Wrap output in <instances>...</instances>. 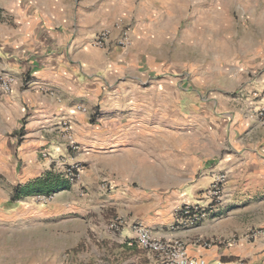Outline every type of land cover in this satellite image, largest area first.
Returning a JSON list of instances; mask_svg holds the SVG:
<instances>
[{"label":"crops","instance_id":"1","mask_svg":"<svg viewBox=\"0 0 264 264\" xmlns=\"http://www.w3.org/2000/svg\"><path fill=\"white\" fill-rule=\"evenodd\" d=\"M185 8V0H0L6 19L0 22V72L17 80L11 94L0 92V138L22 140L16 156L23 174L50 170L40 152L56 165L59 159L82 164L86 184L101 172L120 174L122 189L108 197L112 201L102 200L104 222L137 220L157 239L185 241L189 257L206 264H264V123L258 114L264 101L254 94L263 81L246 89L227 124L212 116L218 121L209 125L186 120L192 93L180 92L183 117L171 122L170 83L132 82L133 73L147 72L142 64L168 63L171 47L201 38L203 24L212 30V11ZM129 23L131 45L122 48L116 45L120 26ZM102 30L110 35L105 48H96L92 38ZM44 88L51 92H40ZM63 117L77 151L67 147ZM159 160L163 168L155 167ZM139 174L150 185L143 193L128 188L144 183ZM220 175L222 199L212 204L205 191ZM184 203L202 207L205 217L196 223L174 217L175 204Z\"/></svg>","mask_w":264,"mask_h":264},{"label":"rangeland","instance_id":"2","mask_svg":"<svg viewBox=\"0 0 264 264\" xmlns=\"http://www.w3.org/2000/svg\"><path fill=\"white\" fill-rule=\"evenodd\" d=\"M185 1V11L189 14L195 9L204 14L213 12L212 30L208 32L203 24L201 38L197 35V39L188 41L186 46L171 47L168 63L142 64L141 68L152 73H133L132 82H141L143 86L170 83L175 92L170 107L171 122L182 120V109L178 108L177 101L180 92L186 91L192 93L193 98L183 108L187 121L202 119L209 125L214 116L227 124L233 109L240 106L236 101L243 98L246 89L262 81L264 86V0ZM1 13L2 10L0 22H3L6 19ZM184 20L185 25L192 22L190 15ZM131 25H125L130 28V34ZM180 33L188 38L194 36L190 29L185 32L182 29ZM108 82V85L113 84L111 79ZM19 83L21 88H26L27 80L22 78ZM40 92L51 91L44 88ZM181 97L184 99V93ZM214 112L218 116L210 115ZM177 128L171 126L170 129ZM21 142L20 138L17 142L0 138V264H160L137 246L127 227L129 224L146 226L129 217L112 218L110 222L103 220L107 215L104 217L102 200L112 201L108 197L122 189L118 187L120 176L117 175L120 174L113 170L112 173L101 172L86 184L82 180V164L64 165L59 159L56 165L45 152H40L39 156L50 161V170L23 174L19 170L22 161L16 156ZM154 165L163 168L162 160ZM47 174L51 178L58 177L64 186L10 202L16 189L31 185ZM144 178L138 175L139 180ZM138 183L135 181L128 188H139L143 193L142 189L150 186L145 181ZM185 205L197 206L175 204L174 217L182 216ZM115 220L127 225L112 230L109 225ZM123 230H128L131 236L122 237Z\"/></svg>","mask_w":264,"mask_h":264},{"label":"built area","instance_id":"3","mask_svg":"<svg viewBox=\"0 0 264 264\" xmlns=\"http://www.w3.org/2000/svg\"><path fill=\"white\" fill-rule=\"evenodd\" d=\"M110 35L109 30H102L94 35L92 38V46L96 48H105L108 38ZM116 43L122 47L127 48L131 45L130 39V28L125 25L120 26V35ZM17 80L14 75L9 72L1 71L0 72V92L3 95H9L12 92L13 86L16 84ZM26 83V87H27ZM32 86V85H30ZM256 98L259 97V100L264 101V87L259 91L254 92ZM260 119L264 123V108H260L258 111ZM60 125L62 127L63 133L67 138V147L73 151H77L79 146L74 142L70 134V124L68 119L63 117L61 118ZM225 183V176L220 175L215 178L210 189L205 191V196L211 199L212 204H219L222 199V187ZM181 214L184 218H187L188 222L196 223L203 219L205 216L204 210L200 206H183ZM125 224L122 221H113L109 225L110 229L117 230L125 227ZM132 232L133 239L137 246L151 254L155 257L160 264H206L203 260H195L189 257L187 252V243L179 239H169V240H160L155 238L152 235V232L143 226L137 224L127 225ZM204 247H209L211 243H204Z\"/></svg>","mask_w":264,"mask_h":264},{"label":"trees","instance_id":"4","mask_svg":"<svg viewBox=\"0 0 264 264\" xmlns=\"http://www.w3.org/2000/svg\"><path fill=\"white\" fill-rule=\"evenodd\" d=\"M60 186L62 187L64 186V184L58 177L51 178L50 174H47L45 177L36 180L31 185H27L25 187L16 189L10 202L16 201L18 199L23 198L26 195L33 193L51 192L54 189H58Z\"/></svg>","mask_w":264,"mask_h":264}]
</instances>
